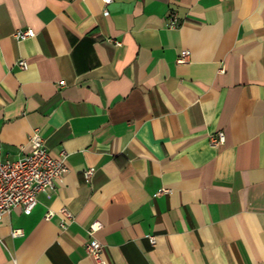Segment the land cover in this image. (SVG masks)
<instances>
[{
	"label": "crops",
	"instance_id": "obj_1",
	"mask_svg": "<svg viewBox=\"0 0 264 264\" xmlns=\"http://www.w3.org/2000/svg\"><path fill=\"white\" fill-rule=\"evenodd\" d=\"M106 9L0 0L1 159L39 131L68 167L31 213L0 221V264H98L95 222L101 264H264V0Z\"/></svg>",
	"mask_w": 264,
	"mask_h": 264
},
{
	"label": "built area",
	"instance_id": "obj_2",
	"mask_svg": "<svg viewBox=\"0 0 264 264\" xmlns=\"http://www.w3.org/2000/svg\"><path fill=\"white\" fill-rule=\"evenodd\" d=\"M104 5V14L107 15V6L113 0H102ZM177 17L173 13L169 22L171 28L176 27ZM14 36L18 40L33 38L35 32L33 29L17 30ZM187 53H184L178 63L187 61ZM18 67L21 70L28 68V63L24 60L18 61ZM223 133H217L210 137L212 145L224 143ZM31 151L15 160L4 161L0 156V221L9 215L14 209L21 208L26 214H29L37 205V195L44 194L51 197L57 182L68 172L66 164V153H60L58 158H53L44 146L43 138L39 131H35L30 137ZM92 170L85 171V179H89ZM66 213V211H64ZM67 214V213H66ZM51 214L47 215L49 219ZM66 222L63 221L60 226L66 228ZM102 228V224L95 222L89 229L90 240L85 245L86 253L93 257L98 264H101V255L104 245L96 238L95 234ZM13 236L22 235V231L17 229L12 231ZM151 243H154V237H150Z\"/></svg>",
	"mask_w": 264,
	"mask_h": 264
}]
</instances>
